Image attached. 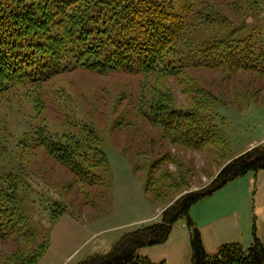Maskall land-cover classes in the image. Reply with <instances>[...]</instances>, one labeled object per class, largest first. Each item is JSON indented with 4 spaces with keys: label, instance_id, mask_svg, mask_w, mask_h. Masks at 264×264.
Listing matches in <instances>:
<instances>
[{
    "label": "rangeland",
    "instance_id": "374dc122",
    "mask_svg": "<svg viewBox=\"0 0 264 264\" xmlns=\"http://www.w3.org/2000/svg\"><path fill=\"white\" fill-rule=\"evenodd\" d=\"M167 1L187 23L177 46L184 57L226 54L252 70L182 67L171 77L77 69L0 94V172L18 177L27 218L16 235L0 237V264H76L107 252L123 234L159 222L185 193L209 185L228 162L264 146V75L256 70L264 67V0ZM156 102L188 117L177 126L151 123L144 115ZM200 124L218 126L217 143L199 149L186 143L188 126ZM40 127L55 139L83 140L105 154L107 168L81 159L88 175L77 176L29 142ZM251 175L190 208L209 255L228 243L248 248L253 232L264 240V170ZM138 255L191 264L186 218Z\"/></svg>",
    "mask_w": 264,
    "mask_h": 264
},
{
    "label": "trees",
    "instance_id": "16d2710c",
    "mask_svg": "<svg viewBox=\"0 0 264 264\" xmlns=\"http://www.w3.org/2000/svg\"><path fill=\"white\" fill-rule=\"evenodd\" d=\"M171 6L167 0H0V94L16 87L36 86L77 69L98 75L177 77L182 67L236 66L226 54L224 59H217L211 52L212 56L184 57L177 46L187 23ZM241 58L246 60L245 51ZM236 67L252 70L243 63ZM256 70L264 75V67ZM144 117L170 127L177 126L176 120L186 119L188 114L156 102L148 107ZM220 131L218 126L209 124L189 125L186 143L195 149L215 144ZM29 142L66 164L77 176L88 175L79 169L81 159L82 163L91 159L92 169L100 164L107 168L105 154L93 152L83 140L55 139L40 127ZM84 150L93 156L84 155ZM262 169L264 146H256L228 162L209 185L179 197L162 211L159 222L123 234L107 252L93 254L76 264H156L139 256L138 251L164 242L181 217L186 218L189 230L191 264H264V240L254 232L248 248L228 243L209 255L189 216L190 208L201 199L236 178ZM19 183L15 174L0 172V237L4 239L16 235L17 227L27 226L19 205Z\"/></svg>",
    "mask_w": 264,
    "mask_h": 264
},
{
    "label": "crops",
    "instance_id": "0c3cea01",
    "mask_svg": "<svg viewBox=\"0 0 264 264\" xmlns=\"http://www.w3.org/2000/svg\"><path fill=\"white\" fill-rule=\"evenodd\" d=\"M263 170H264V169H263ZM260 171H261V170H260ZM258 172H259V171H258ZM258 172H257V173H258ZM257 173H255V174H253V173H252V175H251V176H254V175H256Z\"/></svg>",
    "mask_w": 264,
    "mask_h": 264
}]
</instances>
